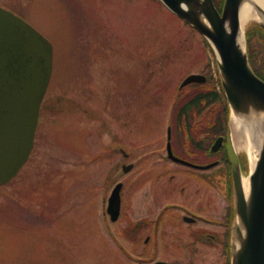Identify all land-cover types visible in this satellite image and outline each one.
<instances>
[{
  "label": "rangeland",
  "instance_id": "obj_1",
  "mask_svg": "<svg viewBox=\"0 0 264 264\" xmlns=\"http://www.w3.org/2000/svg\"><path fill=\"white\" fill-rule=\"evenodd\" d=\"M0 4L19 10L54 48L33 153L0 187V264H229L223 249L195 243L196 230L221 227L203 221L191 226L177 209L220 220L223 190L212 197L201 172L190 173L167 157V130L174 124L176 152H198L201 162L207 160L209 145L201 142L207 123L191 111L190 126L180 113L198 94L220 88L217 60L204 38L161 0ZM192 73L206 74L210 82L181 90ZM222 109L215 104L210 119H221ZM234 143L247 159L249 179L256 146L250 136L234 137ZM131 163L133 170L124 174L122 166ZM120 182L123 215L111 223L108 199Z\"/></svg>",
  "mask_w": 264,
  "mask_h": 264
},
{
  "label": "water",
  "instance_id": "obj_2",
  "mask_svg": "<svg viewBox=\"0 0 264 264\" xmlns=\"http://www.w3.org/2000/svg\"><path fill=\"white\" fill-rule=\"evenodd\" d=\"M161 1L214 48L232 115L247 121H264V80L250 66L240 22V11L247 0H225L222 14L213 0ZM259 24L264 29V24ZM53 52V44L42 33L0 8V187L14 179L32 153L40 107L53 77ZM205 81L204 76L192 74L182 87ZM228 132L227 154L234 175L237 211L232 264H264V132L259 158L249 174V197L245 195V175L232 143V132ZM249 136L253 143L251 133ZM171 138L170 129L169 157L189 164L173 154ZM222 142L223 138H219L212 151L221 148ZM124 169L132 170L131 166ZM122 187L123 183L118 184L108 200L107 213L112 222L122 214Z\"/></svg>",
  "mask_w": 264,
  "mask_h": 264
},
{
  "label": "flooded vegetation",
  "instance_id": "obj_3",
  "mask_svg": "<svg viewBox=\"0 0 264 264\" xmlns=\"http://www.w3.org/2000/svg\"><path fill=\"white\" fill-rule=\"evenodd\" d=\"M21 2H19L20 5ZM0 6L6 10H9L10 12L21 16L22 13L19 12V10L17 11V9L15 7H13L12 5H10L9 7H5L4 5ZM201 118H203L204 122L203 123H207L206 125V132L205 134H203L205 137L203 138V140H206V138L210 137V138H215L213 136H215L214 132L217 128H220V125H217V119L216 120H206L207 119V114H201L200 116ZM210 119V118H208ZM192 121H190L188 124L190 126H192ZM215 127V128H214ZM199 128V127H195ZM219 137H224V131H222L221 134L217 135L215 140H217V138ZM213 141V142H214ZM226 143V142H225ZM224 150L221 149L219 150L217 153L218 155L215 157H210L209 154L206 153V157L207 160L201 162L200 159H198V157L200 155H198V152H191V156L193 157L194 161H191L187 158H183L184 160L189 161L190 163L194 164V165H199V166H204L207 167V165H216L215 167H212L210 169L207 170H201L199 168H194V167H190V166H186L185 170L186 171H191L190 173H197V172H204V173H209L211 171H214L215 169H218V167H221L222 169H220L221 171L217 174L214 173H209L207 175H202L200 173V179L204 180L207 184L210 185L211 189H212V197H218V194L220 192V190L222 189V197L224 198V202L225 205L223 209V213L220 215V220H215L214 216H210L207 217L206 214L202 215L201 213H197L196 211H194L193 209L190 208H181L178 207L177 209L181 211L182 213V220L183 222L187 223V224H191V226H195L197 224H199V222H205V223H212L213 225L218 226L219 228L221 227V231H211V230H206L204 228L196 230L194 233V237H195V243L197 245H201L203 244L204 246H209L210 249L211 248H221V249H229L230 247V235H231V228H232V222H233V207H232V188L230 186V180L228 178L231 179V175L229 174V170L227 168V165L225 164V154H224ZM216 153V154H217ZM205 155V154H204ZM211 158V159H210ZM184 167V166H183ZM184 171V172H186ZM221 174V175H220ZM220 175V176H219ZM220 186V187H219ZM218 204H219V198H218ZM217 208V207H216ZM219 209V208H218ZM178 220V219H177ZM160 224V223H159Z\"/></svg>",
  "mask_w": 264,
  "mask_h": 264
},
{
  "label": "trees",
  "instance_id": "obj_4",
  "mask_svg": "<svg viewBox=\"0 0 264 264\" xmlns=\"http://www.w3.org/2000/svg\"><path fill=\"white\" fill-rule=\"evenodd\" d=\"M248 35V54L250 56V61L252 67H254V70L256 74H258L259 77L264 79V57L261 56L260 51L263 50L264 55V30L262 29L261 25L255 24L251 26V29L247 31ZM254 43V44H253ZM206 46H208L206 44ZM204 86H200L204 88ZM215 91H210L208 93L204 92L202 94H198L193 98V100L186 105L183 110L180 112L182 114V118H187V120L190 119V112L191 110H195L196 115H199L201 111L205 109H209L210 107L215 106V104H222V108L224 109V113L228 114V107L225 100V97L220 90L214 89ZM226 111V112H225ZM226 122L224 121H218L217 125H220V128L216 127V130L214 132L215 137L222 133L226 128ZM215 128V127H214ZM215 138H210V140L207 141V145H211ZM209 151V148H208ZM227 250V249H226Z\"/></svg>",
  "mask_w": 264,
  "mask_h": 264
},
{
  "label": "bare ground",
  "instance_id": "obj_5",
  "mask_svg": "<svg viewBox=\"0 0 264 264\" xmlns=\"http://www.w3.org/2000/svg\"><path fill=\"white\" fill-rule=\"evenodd\" d=\"M240 22L242 25V36L244 29L251 22H259L264 24V0H247L240 11ZM249 26V25H248ZM243 43V38H241ZM263 125L264 121L259 119V121H247L240 117H232V131L236 140L243 141L247 139L251 133L253 144L256 146V150L252 153L251 164L252 168L255 167V162L259 158V151L262 146L263 138ZM243 186L245 190V195L248 196L250 193L249 180L244 178ZM249 197V196H248Z\"/></svg>",
  "mask_w": 264,
  "mask_h": 264
}]
</instances>
